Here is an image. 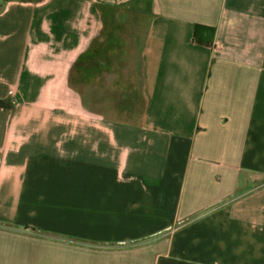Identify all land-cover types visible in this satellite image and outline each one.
<instances>
[{
  "label": "crops",
  "instance_id": "obj_1",
  "mask_svg": "<svg viewBox=\"0 0 264 264\" xmlns=\"http://www.w3.org/2000/svg\"><path fill=\"white\" fill-rule=\"evenodd\" d=\"M0 264H264V0H3Z\"/></svg>",
  "mask_w": 264,
  "mask_h": 264
},
{
  "label": "trees",
  "instance_id": "obj_2",
  "mask_svg": "<svg viewBox=\"0 0 264 264\" xmlns=\"http://www.w3.org/2000/svg\"><path fill=\"white\" fill-rule=\"evenodd\" d=\"M200 29L208 30V31H210V32H213L214 29L211 28V27H206V26L196 25V27H195V31H194V39H195L197 42H199V43L206 44L207 42H205V41H203V40H201V39L199 38V30H200Z\"/></svg>",
  "mask_w": 264,
  "mask_h": 264
},
{
  "label": "rangeland",
  "instance_id": "obj_3",
  "mask_svg": "<svg viewBox=\"0 0 264 264\" xmlns=\"http://www.w3.org/2000/svg\"><path fill=\"white\" fill-rule=\"evenodd\" d=\"M2 3H3V0H0V7H1ZM84 60L90 61V56L88 55L86 58H84Z\"/></svg>",
  "mask_w": 264,
  "mask_h": 264
}]
</instances>
